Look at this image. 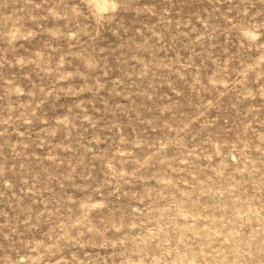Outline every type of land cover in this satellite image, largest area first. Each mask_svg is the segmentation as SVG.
I'll list each match as a JSON object with an SVG mask.
<instances>
[{"label":"rangeland","instance_id":"1","mask_svg":"<svg viewBox=\"0 0 264 264\" xmlns=\"http://www.w3.org/2000/svg\"><path fill=\"white\" fill-rule=\"evenodd\" d=\"M0 264H264V0H0Z\"/></svg>","mask_w":264,"mask_h":264}]
</instances>
